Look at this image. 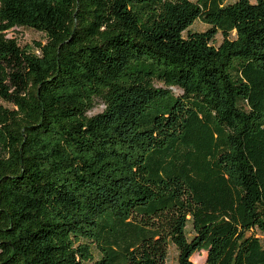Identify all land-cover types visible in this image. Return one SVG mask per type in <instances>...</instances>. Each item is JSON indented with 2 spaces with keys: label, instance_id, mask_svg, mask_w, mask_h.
<instances>
[{
  "label": "trees",
  "instance_id": "16d2710c",
  "mask_svg": "<svg viewBox=\"0 0 264 264\" xmlns=\"http://www.w3.org/2000/svg\"><path fill=\"white\" fill-rule=\"evenodd\" d=\"M226 2L0 0V264H264V0Z\"/></svg>",
  "mask_w": 264,
  "mask_h": 264
},
{
  "label": "rangeland",
  "instance_id": "374dc122",
  "mask_svg": "<svg viewBox=\"0 0 264 264\" xmlns=\"http://www.w3.org/2000/svg\"><path fill=\"white\" fill-rule=\"evenodd\" d=\"M193 1H198V0H193ZM237 0H227L226 4L229 3H234ZM253 3L256 2V0H251ZM209 27L204 24L202 21H197L194 23V25L191 27V31L192 32H204L208 29ZM186 36V33H185ZM8 37L9 38H15L18 43L20 44V46L24 47L26 45L29 46H35L36 43H46L47 42V38L45 36V34L32 30V29H28V28H15L13 30H10L8 32ZM223 41V36L221 35V33H219L214 40V44L216 46L220 45V43ZM177 92V91H176ZM177 93H180L179 91ZM0 103H3L0 100ZM102 108H97L95 110V112H99L101 111ZM192 226L191 224H189L188 226V236L189 238L192 237ZM262 242L264 245V237H262ZM95 254L97 255V252L95 251ZM206 259H207V253L206 251H201V252H197L193 255L192 257V261L194 264H206ZM166 264H178V251L176 249V247L174 246V244L170 243V246L168 248V256H167V262Z\"/></svg>",
  "mask_w": 264,
  "mask_h": 264
}]
</instances>
